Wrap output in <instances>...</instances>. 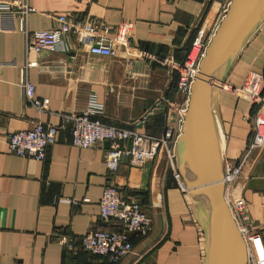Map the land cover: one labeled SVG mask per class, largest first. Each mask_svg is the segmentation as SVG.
<instances>
[{
  "label": "crops",
  "instance_id": "1",
  "mask_svg": "<svg viewBox=\"0 0 264 264\" xmlns=\"http://www.w3.org/2000/svg\"><path fill=\"white\" fill-rule=\"evenodd\" d=\"M228 1L26 0L30 30L55 28L58 15L112 29L128 22L130 29L127 40L114 45L112 56L89 53L73 32L61 36L60 50L32 55L26 78L33 97L47 100L43 112L21 99L17 85L18 67L25 62L24 35L0 30V264H111L78 242L91 229H122L120 223L98 217L97 202L106 185L116 187L124 200L138 202L150 220L145 235L127 237L132 251L116 264L204 263L205 218L198 212L191 220L184 215L181 191L170 185L162 151L139 166L122 157L108 174L102 160L106 145L71 146L62 116L81 111L93 94L104 124L153 136L166 126L177 130L185 101L176 82L170 83L175 71L168 70L166 61L184 59L192 32L193 40L208 41ZM248 72L264 78V22L240 49L217 91L213 110L225 138L221 160L236 161L251 137L256 105L229 90L240 87ZM158 99L162 104L155 108ZM37 121L56 128L44 159L10 153L5 135ZM233 193L245 202L250 224L264 239V146L249 151ZM60 236L71 238L70 248Z\"/></svg>",
  "mask_w": 264,
  "mask_h": 264
},
{
  "label": "built area",
  "instance_id": "2",
  "mask_svg": "<svg viewBox=\"0 0 264 264\" xmlns=\"http://www.w3.org/2000/svg\"><path fill=\"white\" fill-rule=\"evenodd\" d=\"M227 3L222 9V15ZM29 10L26 0L15 4L0 3V30H17L24 35L25 62L18 67L17 85L21 99L35 110L43 112L47 109V100L33 97V86L26 78V69L32 63L31 56L41 51L52 53L60 50V38L68 32L78 34L87 44L89 53L112 56L114 45L127 40L130 23L122 22L114 29L96 22L83 26L81 23H72L65 15H58L55 28L30 30L27 27ZM206 44L207 41L202 43L195 38L182 62L171 59L166 61L168 70L177 74L176 90L185 101L184 108L178 110L177 130L166 126L162 133L153 136L133 129L104 124L99 120L101 104L93 94H90L81 111L62 116L70 137V145L76 148H89L105 142L102 160L108 174L116 171L122 157H126L131 165L139 166L152 161L162 151L176 187L185 192L182 177L175 165L174 143L180 133L190 84ZM229 90L243 96L251 104H255L256 108L251 119V137L239 158L236 161L221 160L223 199L241 235L245 264H264V239L250 224L245 202L233 193V184L241 176V166L249 151L264 146V78L260 73L248 72L240 87ZM161 104L162 99H158L153 107L158 108ZM144 118L145 114L141 116V119ZM55 132L54 126L37 121L28 129L8 132L4 137V144L15 156L41 161L44 159L46 148L54 142ZM97 207L101 220L116 221L120 223L122 229L88 230L78 238L79 246L90 254L107 258L113 264L119 263L132 251V244L124 232L135 231L143 236L149 229L150 220L138 202L124 200L113 185L102 188ZM60 240L66 247H71V238L60 236Z\"/></svg>",
  "mask_w": 264,
  "mask_h": 264
},
{
  "label": "water",
  "instance_id": "3",
  "mask_svg": "<svg viewBox=\"0 0 264 264\" xmlns=\"http://www.w3.org/2000/svg\"><path fill=\"white\" fill-rule=\"evenodd\" d=\"M263 21L264 0L228 1L197 65L180 133L174 143L175 165L184 191L205 218L204 230L208 235L203 264H245L243 241L223 199L221 157L211 103L212 92L215 91L216 99L230 65ZM134 232L124 234L128 237Z\"/></svg>",
  "mask_w": 264,
  "mask_h": 264
},
{
  "label": "bare ground",
  "instance_id": "4",
  "mask_svg": "<svg viewBox=\"0 0 264 264\" xmlns=\"http://www.w3.org/2000/svg\"><path fill=\"white\" fill-rule=\"evenodd\" d=\"M262 19V16L260 17V19L258 21H260ZM255 24H253L254 26ZM253 26L250 28V30L248 32L251 31V29L253 28ZM212 95H213V100H212V103H211V111H212V117H213V126H214V131H215V136H216V142H217V148H218V152H219V155L221 157V153L223 151V147H224V144L222 143V138H223V134H222V131L220 129V125L217 121V117L214 113V102H215V91L212 92ZM225 139V138H223ZM196 212H198L200 215H202L199 211L196 210ZM203 216V215H202Z\"/></svg>",
  "mask_w": 264,
  "mask_h": 264
},
{
  "label": "rangeland",
  "instance_id": "5",
  "mask_svg": "<svg viewBox=\"0 0 264 264\" xmlns=\"http://www.w3.org/2000/svg\"><path fill=\"white\" fill-rule=\"evenodd\" d=\"M264 22V21H263ZM258 29V28H257ZM256 29V30H257ZM255 30V31H256ZM254 31V32H255ZM253 32V33H254ZM253 33L249 36V38L253 35ZM249 38H247V40L245 41V43L248 41V39ZM244 43V44H245ZM243 44V45H244ZM222 143L224 144V139L222 138ZM179 198L181 199V200H183V202H184V206H185V209H186V211L184 212V215L186 216V217H188L189 216V219H190V216H192V213L194 214V212H195V214H197L196 213V210L198 211V209L193 205V202H192V199L191 198H189L188 197V195L185 193V192H180V194H179ZM194 214V215H195ZM200 215V214H199ZM201 216V215H200ZM193 218V217H192ZM191 218V219H192ZM190 219V220H191Z\"/></svg>",
  "mask_w": 264,
  "mask_h": 264
},
{
  "label": "trees",
  "instance_id": "6",
  "mask_svg": "<svg viewBox=\"0 0 264 264\" xmlns=\"http://www.w3.org/2000/svg\"><path fill=\"white\" fill-rule=\"evenodd\" d=\"M193 37H194V33L192 32L190 35H189V37H188V39H187V41H186V43H185V47H184V50H185V52L188 50V48H189V46H190V44H191V41L193 40ZM185 52H184V54H185ZM178 62H182V60L181 61H178ZM176 79H177V74L175 73V72H172V79H171V84H172V86H174L175 85V82H176ZM169 176H170V173H169ZM170 178H171V176H170ZM170 185L172 186V187H176V183L174 182V180L171 178V183H170ZM90 254V253H89ZM91 255H93V254H91ZM94 256H97V255H94ZM98 257H100V256H98ZM107 259V258H106ZM108 260V259H107ZM109 261V260H108ZM110 262V261H109ZM111 263V262H110ZM111 264H113V263H111Z\"/></svg>",
  "mask_w": 264,
  "mask_h": 264
}]
</instances>
